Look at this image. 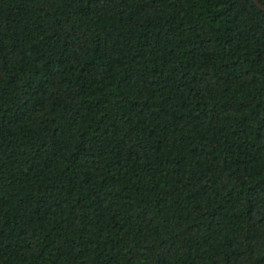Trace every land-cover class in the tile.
<instances>
[{
	"label": "trees",
	"instance_id": "16d2710c",
	"mask_svg": "<svg viewBox=\"0 0 264 264\" xmlns=\"http://www.w3.org/2000/svg\"><path fill=\"white\" fill-rule=\"evenodd\" d=\"M0 264H264V11L0 0Z\"/></svg>",
	"mask_w": 264,
	"mask_h": 264
},
{
	"label": "water",
	"instance_id": "95a60500",
	"mask_svg": "<svg viewBox=\"0 0 264 264\" xmlns=\"http://www.w3.org/2000/svg\"><path fill=\"white\" fill-rule=\"evenodd\" d=\"M253 2L259 9L264 11V7L259 3V0H253Z\"/></svg>",
	"mask_w": 264,
	"mask_h": 264
}]
</instances>
